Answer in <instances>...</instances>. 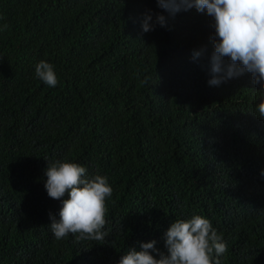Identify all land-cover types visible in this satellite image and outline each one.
<instances>
[{"label":"trees","instance_id":"1","mask_svg":"<svg viewBox=\"0 0 264 264\" xmlns=\"http://www.w3.org/2000/svg\"><path fill=\"white\" fill-rule=\"evenodd\" d=\"M148 10L168 17L157 0H0V264H120L141 243L166 252L194 215L227 242L221 264H264V83L209 86L213 18L192 8L144 33ZM56 160L108 177L104 242L52 234Z\"/></svg>","mask_w":264,"mask_h":264},{"label":"clouds","instance_id":"2","mask_svg":"<svg viewBox=\"0 0 264 264\" xmlns=\"http://www.w3.org/2000/svg\"><path fill=\"white\" fill-rule=\"evenodd\" d=\"M157 5L172 18L192 8L199 13L206 11L213 18L209 86L218 87L246 73L251 74L256 85L264 83V0H157ZM168 17L148 10L142 19L143 32L154 31L157 25L167 27ZM8 28L4 24L0 31ZM201 55L202 52H195L194 59ZM35 73L48 87L58 86L54 66L47 61L39 62ZM259 93L264 94V88ZM257 111L259 118L264 119V101L258 104ZM45 176L48 196L62 204L59 219L49 213V228L55 239L63 240L73 234L75 242H104L108 236L104 231L106 201L113 195L108 177L89 178L85 167L60 160L48 162ZM66 193L68 198L62 199ZM164 239L166 252L156 247L155 240L141 243V250L130 249L120 264H221L220 258L228 251L223 235L200 215L175 220Z\"/></svg>","mask_w":264,"mask_h":264}]
</instances>
